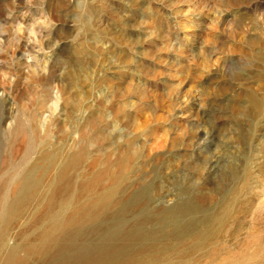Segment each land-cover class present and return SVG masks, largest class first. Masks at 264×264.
I'll list each match as a JSON object with an SVG mask.
<instances>
[{
	"label": "rangeland",
	"instance_id": "374dc122",
	"mask_svg": "<svg viewBox=\"0 0 264 264\" xmlns=\"http://www.w3.org/2000/svg\"><path fill=\"white\" fill-rule=\"evenodd\" d=\"M9 263L264 264V0H0Z\"/></svg>",
	"mask_w": 264,
	"mask_h": 264
},
{
	"label": "bare ground",
	"instance_id": "6f19581e",
	"mask_svg": "<svg viewBox=\"0 0 264 264\" xmlns=\"http://www.w3.org/2000/svg\"><path fill=\"white\" fill-rule=\"evenodd\" d=\"M58 223H59V222H58ZM61 223H62V222H60L59 224H61ZM59 224H58V225H59ZM62 225H63V224H62ZM52 227H53V226H52ZM57 228H59V227L57 226ZM53 229H54V228H53ZM53 229H52V230H53ZM62 229H63V227H62ZM49 231H50V230H49ZM61 231H62V230H61ZM44 232H46V231H44ZM47 232H48V231H47ZM52 232H53V231H52ZM50 233H51V232H50ZM50 233H49V234H50ZM53 233H54V232H53ZM59 233H60V232H59ZM64 233H66V232H64ZM57 234H58V233H57ZM40 235H42V234H40ZM47 235H48V234H47ZM42 237H43V235H42ZM42 237H41V238H42ZM44 237H45V236H44ZM41 238H40V239H41ZM54 238H55V237L53 236L51 239L53 240ZM55 240H56V238H55ZM42 241H43V240H42ZM46 241H47V240H45L44 242H46ZM58 241H59V239H58ZM51 242H52V241H51ZM54 242H56V241H54ZM59 242H60V241H59ZM61 242H63V241H61ZM64 242H65V241H64ZM40 244H41V243H40ZM43 244H44V243H43ZM43 244H41V245H43ZM46 244H47V243H46ZM46 244H45V245H46ZM60 244H61V243H60ZM37 247H38V246H37ZM42 247H43V246H42ZM42 247H41V248H42ZM48 247H50V246H48ZM60 248H61V247H60ZM60 248H59V249H60ZM52 249H53V248H52ZM34 250H35V249H34ZM48 250H49V249H48ZM55 250H56V249H55ZM55 250H53V251H55ZM42 251H44V249H43ZM46 252H47V250L44 251L43 253H46ZM39 253H40V252H39ZM41 253H42V252H41ZM48 253H49V252H48ZM46 254H47V253H46ZM47 255H48V254H47ZM47 255H46V256H47ZM42 256H43V254H42ZM47 259H48V258H47ZM13 261H14V260H13ZM9 264H10V263H9ZM14 264H15V263H14Z\"/></svg>",
	"mask_w": 264,
	"mask_h": 264
},
{
	"label": "clouds",
	"instance_id": "9594fccd",
	"mask_svg": "<svg viewBox=\"0 0 264 264\" xmlns=\"http://www.w3.org/2000/svg\"><path fill=\"white\" fill-rule=\"evenodd\" d=\"M22 28H23V26L21 25V26H20V29L22 30Z\"/></svg>",
	"mask_w": 264,
	"mask_h": 264
}]
</instances>
